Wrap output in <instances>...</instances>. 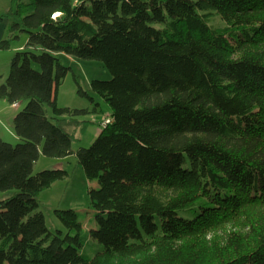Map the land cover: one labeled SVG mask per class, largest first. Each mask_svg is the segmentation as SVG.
Here are the masks:
<instances>
[{"label":"trees","instance_id":"obj_1","mask_svg":"<svg viewBox=\"0 0 264 264\" xmlns=\"http://www.w3.org/2000/svg\"><path fill=\"white\" fill-rule=\"evenodd\" d=\"M73 1L10 0L2 15L0 49L27 39L0 82V98L25 102L13 117L19 140L0 135V191H16L0 199V255L16 245L14 264H264V0H150L149 14L146 0H111L114 11L90 0L91 20ZM146 23L162 27L153 36ZM60 53L115 72L90 82L114 110L100 131L116 148L106 155L114 231L94 235L95 254L69 261L58 234L42 237L37 213L39 193L68 173H33L40 150L73 153L66 118L90 112L58 106L70 70ZM130 95L136 102L123 110ZM86 154L80 147L78 161ZM227 220L237 223L206 239V225Z\"/></svg>","mask_w":264,"mask_h":264},{"label":"rangeland","instance_id":"obj_2","mask_svg":"<svg viewBox=\"0 0 264 264\" xmlns=\"http://www.w3.org/2000/svg\"><path fill=\"white\" fill-rule=\"evenodd\" d=\"M0 1L3 6L8 5V0ZM103 1L111 11L118 10L111 0ZM116 1L121 2V0ZM80 3V14L86 20H91L87 12L90 0H81ZM151 6L150 0L143 2V12L149 14L152 11ZM213 20L215 23L222 22L218 14L213 17ZM161 27L162 24L159 23H146L145 25V29L153 36L159 33ZM26 39L27 35L21 33L19 39L12 41L10 50L12 56L20 50L16 48ZM59 56L61 62L69 66L70 70L59 86L58 106L86 108L90 112L79 117L83 122L66 118V127L73 137V153L66 157L53 158L45 156L40 150V155L33 167V173L51 168H61L68 173V177L56 180L39 193L37 213L43 215L46 223V231L42 237L48 238L53 234H58L65 245L62 261H69L77 253L90 256L95 254L102 247V243L94 235L105 231L108 233L114 231V215L118 206L111 200L112 182L109 178L110 165L106 155L116 154V148L110 138L100 139V131L112 121L111 115L114 110L99 94L92 91L90 82L93 79L110 80L114 77L115 72L105 60L80 58L64 53H60ZM9 69L10 63L6 66L4 75H0V82L6 79ZM79 86L92 98L80 95L78 93ZM136 99L135 95H130L121 108L123 110L131 109ZM24 104L25 102H20L17 106L12 107V110L17 113ZM93 109L95 110L93 111ZM1 114L3 115L1 120L5 125L3 136L7 138L10 137V131L14 132L13 124L8 119L7 112H1ZM11 143L15 144L16 142L12 141ZM80 147L87 149V154L82 162H79L76 156ZM15 192V190H10L9 193L15 194ZM167 193L168 191L164 190L163 196ZM234 220L206 225L203 234L206 235V239L219 238L224 230L230 229L237 223ZM155 222L156 228H158L160 224L157 216H155ZM17 250L18 246L13 245L7 254L0 255V264H14Z\"/></svg>","mask_w":264,"mask_h":264},{"label":"crops","instance_id":"obj_3","mask_svg":"<svg viewBox=\"0 0 264 264\" xmlns=\"http://www.w3.org/2000/svg\"><path fill=\"white\" fill-rule=\"evenodd\" d=\"M10 4V0H8V5L7 6H3V3H1L0 1V40L4 37L7 36V25H8V19L3 17V13L8 9ZM26 41V40H25ZM25 43V42H24ZM23 44H20V46H18L16 49H22V47L24 46ZM12 49V47H11ZM2 50L0 49V75H4V70L6 68V66L10 63L12 55L10 54V50ZM15 49V50H16ZM9 52V53H3V52ZM12 53V52H11ZM3 77V76H2ZM1 79V78H0ZM19 104V103H18ZM12 107H15L13 104L9 103L5 98H0V135L4 140L7 141H15L17 142L19 140V137L15 134V132L10 131V137L5 138L3 136V129L5 127V125L2 122V117L3 115L1 114V112H7L8 113V119L11 121V123L13 124V117L15 115V111L12 110ZM3 127V128H2ZM10 191H3L0 193V199L5 198L9 195H11L12 193H9Z\"/></svg>","mask_w":264,"mask_h":264},{"label":"built area","instance_id":"obj_4","mask_svg":"<svg viewBox=\"0 0 264 264\" xmlns=\"http://www.w3.org/2000/svg\"><path fill=\"white\" fill-rule=\"evenodd\" d=\"M73 5L78 6V5H79L78 0H74V1H73ZM13 105H14V106H17L18 104H17V102H16V103H14Z\"/></svg>","mask_w":264,"mask_h":264},{"label":"clouds","instance_id":"obj_5","mask_svg":"<svg viewBox=\"0 0 264 264\" xmlns=\"http://www.w3.org/2000/svg\"><path fill=\"white\" fill-rule=\"evenodd\" d=\"M18 104V103H17Z\"/></svg>","mask_w":264,"mask_h":264}]
</instances>
